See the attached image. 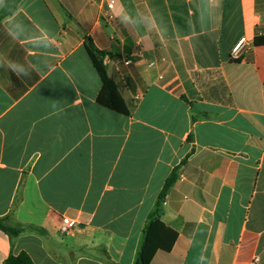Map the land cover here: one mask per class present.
Listing matches in <instances>:
<instances>
[{
    "label": "crops",
    "instance_id": "crops-1",
    "mask_svg": "<svg viewBox=\"0 0 264 264\" xmlns=\"http://www.w3.org/2000/svg\"><path fill=\"white\" fill-rule=\"evenodd\" d=\"M84 37L127 115L97 104ZM259 38L264 0H20L0 20V218L24 230L0 231V264H135L173 171L177 237L150 264H264Z\"/></svg>",
    "mask_w": 264,
    "mask_h": 264
},
{
    "label": "trees",
    "instance_id": "trees-1",
    "mask_svg": "<svg viewBox=\"0 0 264 264\" xmlns=\"http://www.w3.org/2000/svg\"><path fill=\"white\" fill-rule=\"evenodd\" d=\"M19 1L20 0H3L0 20L10 15L15 10ZM254 44H264V38L254 40ZM83 46L101 82V88L96 98L97 104L116 113L127 115L128 110L117 91L115 83L106 75L103 66L105 54L96 49L89 37H84ZM176 179V172L173 171L163 183L156 199L154 210L150 213L148 221L143 229L142 240L137 251L135 264H150L154 254L158 250L169 252L176 240L177 232L164 225L161 221V215H159L161 204L165 199L166 193L172 184L176 182ZM7 219V217L0 218V231L4 232L9 237H15L24 230V227L21 225H9ZM2 264L33 263L25 253H19L16 256H7Z\"/></svg>",
    "mask_w": 264,
    "mask_h": 264
},
{
    "label": "built area",
    "instance_id": "built-area-1",
    "mask_svg": "<svg viewBox=\"0 0 264 264\" xmlns=\"http://www.w3.org/2000/svg\"><path fill=\"white\" fill-rule=\"evenodd\" d=\"M114 1H110L107 4V9H111ZM251 47L250 41L246 37H240L231 47L230 58L233 60L239 59L242 55L246 54ZM122 63L124 65H129L131 63V58H122ZM152 65V63H150ZM74 221L69 218H62L60 221L59 231L62 234H66L70 231ZM256 260V259H255Z\"/></svg>",
    "mask_w": 264,
    "mask_h": 264
},
{
    "label": "water",
    "instance_id": "water-1",
    "mask_svg": "<svg viewBox=\"0 0 264 264\" xmlns=\"http://www.w3.org/2000/svg\"><path fill=\"white\" fill-rule=\"evenodd\" d=\"M162 214V211H159V215H161Z\"/></svg>",
    "mask_w": 264,
    "mask_h": 264
}]
</instances>
